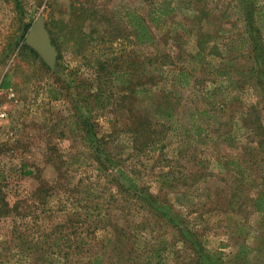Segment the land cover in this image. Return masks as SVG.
Instances as JSON below:
<instances>
[{"label": "rangeland", "instance_id": "rangeland-1", "mask_svg": "<svg viewBox=\"0 0 264 264\" xmlns=\"http://www.w3.org/2000/svg\"><path fill=\"white\" fill-rule=\"evenodd\" d=\"M18 1L0 0V264H264V0ZM37 17L53 70L20 38ZM132 109L152 123L135 137Z\"/></svg>", "mask_w": 264, "mask_h": 264}, {"label": "trees", "instance_id": "trees-1", "mask_svg": "<svg viewBox=\"0 0 264 264\" xmlns=\"http://www.w3.org/2000/svg\"><path fill=\"white\" fill-rule=\"evenodd\" d=\"M12 1L14 2L15 9L18 10V12H20L21 7H20L19 1L18 0H12ZM252 11L253 10H250V15L248 14L249 22L251 20L250 16H251ZM263 14H264L263 10H258L257 11V15L258 16L259 15L264 16ZM152 20H154V19L150 18V22L151 23L153 22ZM131 25L134 26V29L138 32L137 33L138 35L134 39V42L136 44H144V43H149V42L152 41V37H151L149 31L147 30V27L144 25V23L142 22V20L140 18L136 17V19L131 23ZM29 27H30V24L23 25L22 32H21V35H20L21 39L24 38V36H25V34H26V32H27ZM169 76L171 77L170 85L166 89H162L163 90V92H162L163 94H160V101L155 105V108H153L154 112L161 111L163 113L162 114V118L166 119V120L167 119L169 120L171 118V114H170V111H169V110H171V107H169V105H171V104H173L175 102V101L171 102L170 96L167 95L166 93H168V94H170L171 92L174 93L175 91H178L179 89H183L184 87H187L188 82H189V78H190L189 75L185 71H183L182 69H180V70H178L177 72H174V73L171 72L169 74ZM149 80H150V78H149ZM2 86H6V85L4 83H2ZM93 98H97V97L94 96ZM117 104H119V103H116L114 105V107H116ZM77 109H81V108L78 107ZM130 112H132L129 115L130 116V120H131V125H133L132 128H134V129H132L131 133H133L134 137H135V135L138 136V135L141 134L140 131L142 129H145V128L149 127V125L151 123V120H150L151 118L145 113H140V112H143L142 110H137V109L133 110L132 109ZM187 112H188V115H187L188 121L187 122H188L189 132L192 135H194L196 137H199L201 135V133L203 132L202 131L203 129H202V125L200 124V121H198L199 119L197 118V116H199V117L204 116L206 111L205 110L198 111L195 107H190L189 109H187ZM81 114H83L84 116H87L88 115L87 109L86 110L84 109V111ZM80 120H81V122L78 121L77 124L83 125V123H85L84 117L83 118L81 117ZM245 121H247V120H245ZM72 123H73V121H72ZM75 128H76V126H75ZM75 132H78V131L76 130ZM83 137H84L85 142L89 141V139L90 140L92 139L91 136L90 137L88 136V139H87V136H83ZM98 151H100V150H98ZM237 169L239 170L238 167H237ZM22 174L23 175H29L30 172L29 171H23ZM263 199H264V194L263 193H259L258 196L253 200V203H252L253 204V208L257 209V210H260L262 208V206H264V200ZM20 247H21V251H24L28 255L29 254H33L34 251L36 252V247L29 246L28 244H26L25 247L21 244ZM74 248L75 247H71V246L69 247V249H71V250H73ZM76 249H78V248H75L74 250H76ZM244 249H245L244 246H240L239 250L237 251V253L235 255L239 256L241 254V252L244 251ZM66 264H77V263L70 261V262H68ZM78 264H101V263L97 259V257H92V258L88 259L85 263H78Z\"/></svg>", "mask_w": 264, "mask_h": 264}, {"label": "water", "instance_id": "water-1", "mask_svg": "<svg viewBox=\"0 0 264 264\" xmlns=\"http://www.w3.org/2000/svg\"><path fill=\"white\" fill-rule=\"evenodd\" d=\"M24 43L36 52L50 70H53L56 52L50 44L41 17H37L28 28L24 36Z\"/></svg>", "mask_w": 264, "mask_h": 264}, {"label": "built area", "instance_id": "built-area-1", "mask_svg": "<svg viewBox=\"0 0 264 264\" xmlns=\"http://www.w3.org/2000/svg\"><path fill=\"white\" fill-rule=\"evenodd\" d=\"M12 90L9 87L2 86V77L0 76V131L3 122L6 119V104L12 98Z\"/></svg>", "mask_w": 264, "mask_h": 264}]
</instances>
